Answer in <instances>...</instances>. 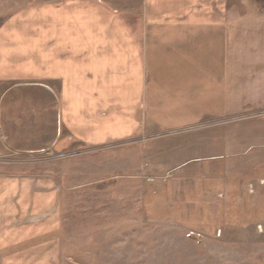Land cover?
Wrapping results in <instances>:
<instances>
[{
  "label": "crops",
  "instance_id": "1",
  "mask_svg": "<svg viewBox=\"0 0 264 264\" xmlns=\"http://www.w3.org/2000/svg\"><path fill=\"white\" fill-rule=\"evenodd\" d=\"M260 109L264 0H0V264L67 258L79 189L63 161L27 160L32 149Z\"/></svg>",
  "mask_w": 264,
  "mask_h": 264
},
{
  "label": "rangeland",
  "instance_id": "2",
  "mask_svg": "<svg viewBox=\"0 0 264 264\" xmlns=\"http://www.w3.org/2000/svg\"><path fill=\"white\" fill-rule=\"evenodd\" d=\"M63 141L23 156L63 161L79 189L64 264H264V109L95 148Z\"/></svg>",
  "mask_w": 264,
  "mask_h": 264
},
{
  "label": "built area",
  "instance_id": "3",
  "mask_svg": "<svg viewBox=\"0 0 264 264\" xmlns=\"http://www.w3.org/2000/svg\"><path fill=\"white\" fill-rule=\"evenodd\" d=\"M2 132H3V128H2L1 121H0V136H1Z\"/></svg>",
  "mask_w": 264,
  "mask_h": 264
}]
</instances>
